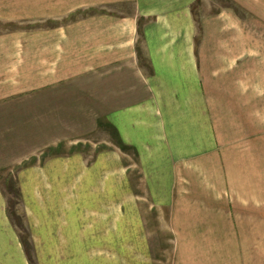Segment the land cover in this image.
Returning a JSON list of instances; mask_svg holds the SVG:
<instances>
[{
	"label": "crops",
	"instance_id": "1",
	"mask_svg": "<svg viewBox=\"0 0 264 264\" xmlns=\"http://www.w3.org/2000/svg\"><path fill=\"white\" fill-rule=\"evenodd\" d=\"M197 1L0 0V264H28L7 212L8 173L31 221L37 264L91 258V242L102 237L59 216L74 210L73 195L85 196L74 142L92 132L106 143L109 129L143 162H216L223 147L228 177L261 168L264 0H223L200 22ZM237 184L232 195H257ZM250 203L222 210L264 212ZM47 212L56 224L42 222Z\"/></svg>",
	"mask_w": 264,
	"mask_h": 264
},
{
	"label": "rangeland",
	"instance_id": "2",
	"mask_svg": "<svg viewBox=\"0 0 264 264\" xmlns=\"http://www.w3.org/2000/svg\"><path fill=\"white\" fill-rule=\"evenodd\" d=\"M210 2L199 0L193 4L196 22L207 12L215 11L216 6L223 5V0ZM196 27L197 44L201 31L199 25ZM220 125L224 124L220 121ZM232 132L223 129L221 134L227 136ZM96 139L92 132L87 138L74 142V152L82 159L75 163L74 171L80 169L83 173V177L76 180V187H83L85 196L73 195L74 210L69 216L61 214L59 219L74 222L80 234L83 229L79 231L77 224L84 222L92 239L101 236L103 240L91 242L89 260L66 258L64 264H86L87 261L89 264H264V212L257 208H238L230 210L228 215L222 210L234 201L236 204L261 203L262 207L264 163L256 172L248 171L244 179H234L228 177L231 173L226 171L223 147L216 162H211L204 154L200 164L167 163L154 154L151 158L157 161L143 162L136 147L117 140L109 129L106 143ZM229 150L232 152L233 148ZM259 151H263L260 155L264 159V148ZM59 154H63L61 149ZM227 157L233 160V155ZM1 181L5 189L4 177ZM238 182L240 187L247 182L249 186L245 190L257 195L249 194L251 201L243 195H232L229 186H237ZM53 197L50 196V200ZM20 203L16 209L22 235L32 247L31 256L37 264L31 221L23 200L22 210ZM49 213L41 218L42 222L56 224L58 216L52 213L50 217ZM11 222L19 236V229ZM237 232L244 235L243 242L231 241L233 233ZM56 261L62 264L61 259ZM46 262L50 264L51 260Z\"/></svg>",
	"mask_w": 264,
	"mask_h": 264
},
{
	"label": "trees",
	"instance_id": "3",
	"mask_svg": "<svg viewBox=\"0 0 264 264\" xmlns=\"http://www.w3.org/2000/svg\"><path fill=\"white\" fill-rule=\"evenodd\" d=\"M139 32H141V28L139 29ZM139 40L141 39V34H139ZM138 40V42H139ZM137 51H138V55H140L141 57V49L138 46L137 47ZM4 182H6L5 185V194H6V198H7V212H8V216L10 218L11 221H13L17 228L20 231V241L22 243L23 249L26 253L27 259L29 264H36L35 260L33 259V256H31V248L29 246V243L27 242V239L25 237H23L24 235H22V223H21V219L20 216L17 214V209H16V205H18L20 203V192H19V188L17 186V178L15 177V175H7L4 177Z\"/></svg>",
	"mask_w": 264,
	"mask_h": 264
}]
</instances>
